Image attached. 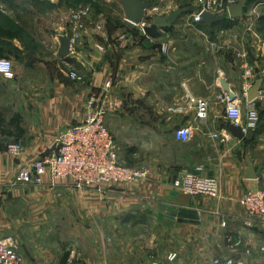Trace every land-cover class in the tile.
Listing matches in <instances>:
<instances>
[{"label":"crops","instance_id":"1","mask_svg":"<svg viewBox=\"0 0 264 264\" xmlns=\"http://www.w3.org/2000/svg\"><path fill=\"white\" fill-rule=\"evenodd\" d=\"M79 1L83 6L93 4V0ZM10 2L0 0L5 7ZM14 2L13 7L18 1ZM112 2L120 10L87 24L80 56L66 58L70 68L82 69L84 81L74 86L71 78L57 74L51 97L35 111V123L29 122L26 112L9 111L12 81L0 75V143H46L37 151L53 144L63 127L84 122L83 98L112 81L110 98L117 106L106 117L107 128L117 144L124 141L123 128L131 135L127 156L131 161L125 163L147 169L149 177L100 189L80 190L71 183L53 184L49 178L39 187L11 188L26 157H20L17 169L12 154L0 148V238L18 239L26 264H214L218 258L264 264L259 251L264 223L249 218L240 204L247 192L264 189V14L245 8L236 22L194 25L187 21L195 10L189 5L184 7L188 14L170 28L159 29L157 37H149L145 26L127 20L122 0H100V5L107 10L115 5ZM144 2L160 10L157 16L176 10L167 0ZM36 4L54 12L63 9L62 0ZM63 17L62 24L61 20L52 23L53 31L66 27L69 12ZM36 37L50 53L28 49L18 34L0 38V46L5 57L23 62L20 70L30 63L39 67L58 54L60 40L54 34L47 44L45 34ZM19 76L14 70L13 77ZM257 80L263 81L262 94L255 100L261 120L256 130L239 140L228 132L232 123L226 111L230 103L244 104ZM194 99L209 103L207 120L197 119ZM13 118L20 119L18 127ZM34 124L39 129H30L29 134ZM189 125L198 126L193 140H178L175 131ZM211 132L227 139H214ZM19 142L15 144L23 148ZM247 157L257 179L246 178ZM197 168L219 180L218 198L191 197L175 186L180 176ZM249 219L251 226H246Z\"/></svg>","mask_w":264,"mask_h":264},{"label":"built area","instance_id":"2","mask_svg":"<svg viewBox=\"0 0 264 264\" xmlns=\"http://www.w3.org/2000/svg\"><path fill=\"white\" fill-rule=\"evenodd\" d=\"M237 4L235 0H196L194 12L189 16L190 24H202L204 13L228 14L230 7ZM157 7L145 11V18L140 25L151 24L157 16ZM91 12L90 6H82L70 13V29L66 33L70 41L68 58L79 57V40L85 29V18ZM231 17V16H230ZM153 19V20H152ZM152 20V22H151ZM124 38V37H122ZM102 49V48H101ZM166 51L167 47L163 46ZM0 75L11 79L14 76V61L8 57H0ZM68 76L76 81H84V76L70 72ZM112 81L103 85L99 92L91 93L87 99V116L82 124L62 129L55 142L39 149L34 158L21 166L12 187L42 186L49 178L53 184L71 183L77 189H100L105 184H133L148 179V170L132 167L125 163L119 154V146L114 135L108 130L106 117L112 107L117 106L110 98ZM262 91L259 92L260 96ZM256 100V99H255ZM255 100L244 104L230 103L226 117L231 123L239 125L243 131L256 130L261 115ZM197 104V119L205 121L209 115V103L206 100H193ZM198 126H184L175 131V137L183 142H190L195 137ZM211 137L224 142V134L211 132ZM14 156L22 153L19 144L6 146ZM180 191L191 197L207 196L218 198L221 185L217 178L207 176L203 168L197 172H185L175 181ZM240 204L249 218H258L264 223V189L257 188L247 192L240 199ZM223 225H226L223 223ZM251 226V219L245 222ZM260 253L264 256V235L260 241ZM174 258V255H172ZM0 264H26L25 257L19 251L16 238H0ZM214 264H237L233 258L215 259Z\"/></svg>","mask_w":264,"mask_h":264},{"label":"rangeland","instance_id":"3","mask_svg":"<svg viewBox=\"0 0 264 264\" xmlns=\"http://www.w3.org/2000/svg\"><path fill=\"white\" fill-rule=\"evenodd\" d=\"M10 1H11L10 5L9 6L7 5L6 7L4 4L0 3V22H2V25L5 28L15 31L18 34L19 40L25 46H27L28 49L36 50V51L40 50L44 52V54H48L50 52L49 50H47V47H44V45H42L41 41L37 39L36 36L45 34L46 37L44 38V40L46 41L47 44H50L51 36L55 34L56 41H59V36H66V33L69 32L71 11L77 10L84 5L79 0H62V6H63L62 11L54 12L52 11V9L46 6L40 7V8L38 7L39 8L38 9L37 4H36L38 0H17L18 5L16 4L15 7H13L15 5L14 0H10ZM155 1L156 0H150V3L151 2L155 3ZM167 1L169 2L168 6L173 9L189 7V5H192L194 7L196 6V0H167ZM235 1L238 3L241 0H235ZM111 4H115V5L114 6L111 5L106 10V8L101 7L100 0H96V1L93 0V4L90 5L91 12L85 18L84 26L86 27L87 24L90 25V24L99 23L101 20L102 14L103 15L108 14V16H114V14L117 12V10H120V8H118V5H116L117 3L112 2ZM92 7H94L95 9L94 8L92 9ZM5 8L10 13H5L7 12ZM247 9L256 10L257 14H260V15L264 14V0H248L247 5H246V10ZM39 12L42 14L41 16L36 15ZM64 12H66V14L67 12H69V19L66 22V27H64V29H61L60 31H53L52 23H56V22L58 23L61 20V24H62L63 18H64L63 17ZM157 15H160V10L157 11ZM256 16L257 15L254 14L252 17L254 18ZM226 17L227 18L224 21V23L227 24V23L236 22V20H233L228 14H226ZM108 21L114 22L118 20L116 18L110 19V17H108ZM251 21H254V20H251ZM83 38H84V35L82 34L79 40V48L80 46H83L82 45ZM57 55L58 54H56L55 57H51L48 61L46 60L44 64L39 67L33 66V64L30 63L28 66V69L25 68L22 70H20V67L22 68L23 62L19 59L14 60L12 58V60L14 61L15 73L18 72L20 74L19 77H13L12 79H10L12 81L14 93L10 96L11 103H10L9 111H12L13 115L20 114V111L26 112L28 113L27 116L30 119L29 122L35 123L36 122L35 111L40 106L42 105L44 106V104L47 103V99L51 97V93L53 92V89H54L53 87L56 86V83L54 82L55 80H57L56 75L61 73L63 75L62 77L65 76L66 78H70L68 74H70V72L72 71L77 72V73L83 72L82 69H79L76 66H73L70 68L67 65L68 62L66 60H62L61 58H58ZM82 62H81V65L83 66ZM71 81H72V85L74 86L75 84L73 83H78V82L73 81L72 79ZM88 97L89 96H86L83 98L85 102V107H86L85 113L88 112L87 110ZM6 100L9 102V97H7ZM64 128L66 127H63V129ZM30 129L32 132L35 129H39V127L36 124L29 127L28 128L29 134H30ZM61 130H59L57 134ZM120 131L122 132L123 137H124L123 142L121 143L118 142L120 158L124 162H130L131 160L127 156L131 154V150H130L131 141L128 142L129 137H131V135H128L127 133H125L124 128ZM17 142L19 141L14 140L13 144ZM19 143L23 145L22 153L18 156H13L9 154L13 157V160L17 162V167H18L17 169L20 168L21 163H22V160L20 158L21 156H25L26 162H28L34 158L38 147L46 145V143L44 142L39 144L37 142L31 143V141L30 142L20 141ZM5 144L6 143L4 144L0 143V148L2 149V152H6L8 154V149L4 146H8L11 143L10 144L8 143L6 145ZM11 183L9 185L11 188H13ZM33 191L34 190L32 189V192ZM19 251H20V242H19Z\"/></svg>","mask_w":264,"mask_h":264},{"label":"water","instance_id":"4","mask_svg":"<svg viewBox=\"0 0 264 264\" xmlns=\"http://www.w3.org/2000/svg\"><path fill=\"white\" fill-rule=\"evenodd\" d=\"M126 18L130 22L135 24H140L142 20L146 17L145 11L152 7L151 4L144 2V0H122ZM248 0H241L237 4L230 7V16L233 20H239L244 16L245 8ZM189 13L187 8H179L171 11L166 16H155L151 24L144 27V32L149 37H157L159 35V29L166 30L174 25L182 16ZM226 15L223 14H212L204 13L202 16V23L212 26L216 23H221L226 20ZM60 48L58 51V56L62 60H66L69 50H70V41L66 36H60ZM262 80H257L252 88L248 92V101L255 100L262 87ZM230 99L235 100L233 94H230ZM229 134L239 140H243L246 137V133L243 131V128L239 125L232 123L228 127ZM247 162L249 167L247 168L246 178L248 179H257V173L254 165L252 164L249 157H247Z\"/></svg>","mask_w":264,"mask_h":264},{"label":"trees","instance_id":"5","mask_svg":"<svg viewBox=\"0 0 264 264\" xmlns=\"http://www.w3.org/2000/svg\"><path fill=\"white\" fill-rule=\"evenodd\" d=\"M17 37V33L11 29H8V28H4L0 25V38H9V39H13ZM0 57H5V50L3 49V47L0 46ZM20 121V119H16V118H13L12 119V124L16 127H18V124ZM2 123V119L0 118V124ZM4 133V132H3Z\"/></svg>","mask_w":264,"mask_h":264}]
</instances>
